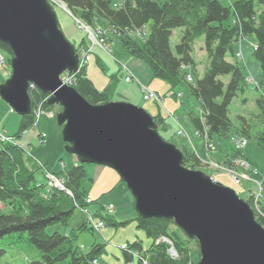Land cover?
<instances>
[{
  "label": "rangeland",
  "instance_id": "rangeland-1",
  "mask_svg": "<svg viewBox=\"0 0 264 264\" xmlns=\"http://www.w3.org/2000/svg\"><path fill=\"white\" fill-rule=\"evenodd\" d=\"M235 1L237 0H222L225 5H232ZM47 2L64 36L73 45L75 54L79 56V69L72 72L65 71L61 75L63 82L74 87L76 73L86 67L87 75L95 81L100 90L108 88L107 102H126L139 106L147 110L153 118L157 114L161 115V112L165 116H170L165 124L154 120L160 135L176 144L181 150L187 145L202 162L198 170L235 189L237 194L252 206L255 215L263 219L264 188L258 184L264 183V149L260 144V142L264 143V113L257 105V100L261 98L264 102V72L260 61L254 56V50L257 48L255 34L239 38L234 44L233 53L227 56L230 61L238 62L247 78L229 107L232 127L226 137L221 138L207 131H199L193 126L192 122L198 119L205 123V114L198 101L191 97L187 83L171 89L167 81L159 78H154L151 83L141 80L130 66L129 59H135L150 69L149 65L142 58L133 56L124 47L119 36L108 27L103 18L99 17L95 25L89 24L73 16L64 2L60 0H47ZM118 2L122 4V1ZM119 4H115V7ZM256 8L259 12L262 10L258 0ZM148 32L149 27H146L133 37L144 39ZM181 34L182 28L175 29L172 34L170 44L174 52ZM204 42L205 37L202 36L194 43L193 54L199 76L203 75L208 64ZM13 57V53L10 55L0 49V84L6 83L12 76ZM224 80L228 82L229 77H225ZM34 88L39 89L31 83L29 93ZM174 90L178 92L175 96ZM149 91L156 96L147 99L145 96ZM50 97L49 94L48 100ZM128 98L132 101H128ZM10 107L0 97V130L2 131L0 142L19 144L26 150V164L35 172L39 184H45L47 189L65 190L73 196V193L67 189L64 178L56 173L67 172L79 164L84 165L86 169L87 175L82 181V187L88 193L85 198L86 205L76 208L67 224L49 225L46 229L48 234L77 233V244L85 252H90L95 244L102 245L103 250L98 255L99 264H150L149 251L154 243L159 244L162 239L172 245L171 255L178 256L169 238L160 236L152 240L143 229L138 227L135 218L140 214L136 209L135 197L115 169L96 163H81L75 155L69 153L66 149L67 143L63 139V126L59 125L57 119L58 113L63 111V106L56 103L48 111L37 107L35 125L24 136L18 139L12 138L13 141L4 137L14 136L9 134H13L17 128L15 126L20 117L18 113L11 115ZM11 110L14 111L13 108ZM5 128L10 132L4 131ZM42 130L47 132V138L46 134L45 137L43 136L44 133L40 137ZM238 138L247 140L242 149L235 144ZM236 150L238 154L233 157ZM245 155L253 165L248 164ZM45 166L52 171L46 170ZM255 189L261 193V197ZM0 211L10 213L13 210L0 203ZM116 211L120 217L117 216ZM100 214L105 219H102ZM108 218L127 223L113 225ZM101 221H105V225L99 227ZM82 225L87 227L83 229ZM176 227L178 226L175 224L172 228L176 229ZM180 230L184 233L182 229ZM14 235H20L22 238L16 239ZM14 235H7L0 241L7 250L0 258V264H33L41 260V252L29 242L27 232ZM190 239L192 241L188 247L193 255L188 264H197L200 259L199 244L196 243L197 240ZM135 242L141 243V248L133 245ZM55 264H70V259Z\"/></svg>",
  "mask_w": 264,
  "mask_h": 264
},
{
  "label": "trees",
  "instance_id": "trees-1",
  "mask_svg": "<svg viewBox=\"0 0 264 264\" xmlns=\"http://www.w3.org/2000/svg\"><path fill=\"white\" fill-rule=\"evenodd\" d=\"M60 1L67 5L73 16L89 24L95 25L99 17L103 18L124 47L133 56L146 61L153 78L167 81L171 89L187 83L191 97L204 110L205 123L201 119L192 122L199 131L225 138L232 127L229 107L247 78L238 62L227 58L229 53H233L239 38L255 34L257 48L254 56L264 72V0H258L262 6L260 12L256 8L257 0H237L232 5H225L222 0H120L122 4L119 0ZM117 3L119 5L115 7ZM146 27H149V32L144 39L133 37ZM177 28H182V35L174 52L170 41ZM202 36L205 37L208 64L203 75L199 76L193 51L194 43ZM0 49L10 55L12 53L11 48L1 41ZM75 76L74 87L90 103L102 104L109 100L108 88L98 89L87 75L86 67ZM225 77H229L228 82ZM177 93L174 90V96ZM48 96L37 88L31 89L33 111L21 117L15 138L18 139L35 125L37 107L44 111L53 108L48 103ZM257 105L264 113L261 98L257 100ZM169 117L161 112V115L154 116V120L165 124ZM260 144L264 149V143ZM188 148L186 145L182 149L184 165L198 169L202 162ZM25 152L19 144L0 142V203L13 210L10 213L0 211V241L7 235L27 232L29 242L41 252V260L33 264H55L66 259H70V264H99L102 245L95 244L90 252H85L77 244V233L48 234L46 231L49 225L67 224L75 209L86 205L88 193L82 187L87 175L84 165H75L67 172L56 173L64 178L67 189L73 193L71 196L65 190L47 189L45 184H39L35 172L26 164ZM237 154L236 150L233 157ZM245 159L253 165L246 155ZM45 169L51 170L47 166ZM256 219L264 226V218L256 215ZM108 220L113 225L127 223L112 218ZM135 220L152 240L160 236L169 238L178 253L177 257H173L170 252L172 245L162 239L161 243H154L149 251L150 264H188L192 260V250L188 247L192 239L178 227L173 229L175 222L172 219L137 216ZM86 227L82 225L81 228ZM13 237L22 238L20 235ZM133 245L141 248V243ZM6 252L0 243V258Z\"/></svg>",
  "mask_w": 264,
  "mask_h": 264
},
{
  "label": "water",
  "instance_id": "water-1",
  "mask_svg": "<svg viewBox=\"0 0 264 264\" xmlns=\"http://www.w3.org/2000/svg\"><path fill=\"white\" fill-rule=\"evenodd\" d=\"M0 41L13 53L12 76L0 97L20 116L32 112L30 84L59 103L66 149L81 163L115 169L144 218L172 219L197 240V264H264V226L235 189L184 165V153L165 140L153 116L126 102L90 103L63 82L79 69L47 0H0Z\"/></svg>",
  "mask_w": 264,
  "mask_h": 264
},
{
  "label": "crops",
  "instance_id": "crops-1",
  "mask_svg": "<svg viewBox=\"0 0 264 264\" xmlns=\"http://www.w3.org/2000/svg\"><path fill=\"white\" fill-rule=\"evenodd\" d=\"M182 35V34H181ZM235 48H237V47H235ZM98 59H99V57H98ZM90 62V61H89ZM129 63H130V66L133 68V70H134V72H136V74L140 77V79L141 80H143V81H147V82H152L153 81V75H152V72H151V70L146 66V65H144V64H142V63H140L139 61H137V60H135V59H129ZM89 71V70H88ZM94 83H95V81H93ZM95 85H96V83H95ZM97 86V85H96ZM167 87H168V85H167ZM97 88L98 89H101L99 86H97ZM106 89V88H105ZM109 89H110V87H109ZM129 100L128 101H132L130 98H128ZM12 108L10 107V109H9V112H10V114L11 115H13V114H17V113H15L14 111H12L11 110ZM19 117H20V119L18 120V124H17V126H15V127H17L14 131H13V134H9V135H15L18 131H19V127H20V123H21V117L22 116H20L19 115ZM13 128H14V126H13ZM4 131H6L7 133H9L8 132V130L5 128L4 129ZM28 131L29 130H27V131H25L22 135L24 136L25 134H27L28 133ZM43 133H45L46 134V138H47V132L45 131V130H42L41 131V133H40V137H41V134H43ZM21 135V136H22ZM46 141V140H45ZM229 154H231V153H229ZM221 155V154H220ZM76 163V162H75ZM116 208V207H115ZM116 214H117V216L118 217H120L119 216V214L117 213V211L115 212Z\"/></svg>",
  "mask_w": 264,
  "mask_h": 264
},
{
  "label": "built area",
  "instance_id": "built-area-1",
  "mask_svg": "<svg viewBox=\"0 0 264 264\" xmlns=\"http://www.w3.org/2000/svg\"><path fill=\"white\" fill-rule=\"evenodd\" d=\"M83 64V63H82ZM189 78V80L190 81H192V77L191 76H189L188 77ZM128 80H129V78H128ZM148 89V88H147ZM153 96H156L152 91H149V93H147L146 94V98L147 99H149L150 97H153ZM1 130H0V134H1ZM43 136L45 137V133L43 134ZM6 140H12V137H4ZM13 141V140H12ZM247 143V140L245 139V138H238V141H237V143H235L236 144V146L239 148V149H242V147L243 146H245V144ZM248 162V161H247ZM248 164L250 165V163L248 162ZM258 185H261L263 188H264V183L263 182H261L260 184H258ZM61 186V185H60ZM256 190V192H257V189H255ZM257 194H258V196L259 197H261L262 195H261V193H258L257 192ZM111 208H112V206H111ZM110 208V211H112V209ZM99 227H102L103 225H104V222L103 221H101L99 224ZM167 239V238H166Z\"/></svg>",
  "mask_w": 264,
  "mask_h": 264
},
{
  "label": "bare ground",
  "instance_id": "bare-ground-1",
  "mask_svg": "<svg viewBox=\"0 0 264 264\" xmlns=\"http://www.w3.org/2000/svg\"><path fill=\"white\" fill-rule=\"evenodd\" d=\"M103 222H105V221H103ZM104 225H105V223H104Z\"/></svg>",
  "mask_w": 264,
  "mask_h": 264
}]
</instances>
